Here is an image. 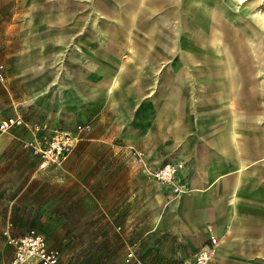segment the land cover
I'll return each instance as SVG.
<instances>
[{"label": "rangeland", "instance_id": "rangeland-1", "mask_svg": "<svg viewBox=\"0 0 264 264\" xmlns=\"http://www.w3.org/2000/svg\"><path fill=\"white\" fill-rule=\"evenodd\" d=\"M92 1L98 0H0V66L6 79L4 84L0 81V91L9 90L11 95L5 102L0 101V117L16 114L28 123L0 136L8 137L10 144L0 158L26 163L25 167H17L11 179H0V240L8 243L7 235L18 236L34 228L52 247L57 225H69L65 235L77 240L69 251L73 252L75 264H114L117 249L101 246L97 227L140 225L145 230L144 240L136 249H123L124 264L129 263V252L145 264H184V255L191 254V249L181 240L179 245L176 243L180 238L178 214L183 211L182 195L214 192L215 201L230 211L229 195L214 189L233 176L235 169L227 166L219 175L204 179L206 175L199 165L206 159V151L213 153L211 136H204L201 126H196V120L191 118L192 124L178 139L173 134L176 123L161 114V101L168 90L162 77L174 73L171 63L176 53L157 40V46L167 56H155L153 52L141 59L135 45L142 30L136 37L132 32L130 40L119 35L103 38L105 50L109 51H102L94 37L98 36L96 27L103 15L95 9L88 12L87 3ZM238 6L237 1L235 14L231 15L237 31H250L264 52V20L256 13L264 11V0H248L243 9ZM241 11L246 17L240 15ZM100 64L121 67L119 81L109 89L106 83L101 88L96 83L95 75L104 72L96 69ZM201 117V121L206 118ZM44 123L45 133L57 129L76 138L65 159L75 161L79 171L75 201L70 198L69 204L67 199L62 203L61 198L56 211L51 208L55 203L51 183L43 182L38 175L29 178L31 162L38 164L42 158L30 146H24L41 139L43 132L37 131L35 125ZM80 124H88L89 128L77 132ZM117 160L124 168L132 166L141 173L143 180L138 186L156 199V215L154 211H103L106 201L102 198L108 193L96 191L105 177L102 166ZM165 164L179 166L167 181L159 182L147 175V170ZM48 166L52 165L44 167ZM245 170L251 178L242 185L245 194L237 202L239 211H264V151L255 155L251 151ZM90 176L97 187L91 194L78 182ZM21 187L23 190L11 207L8 198ZM153 224L162 226L155 239L146 232ZM142 234L138 232L140 239ZM211 237L218 241L215 235L204 233L201 247L209 244ZM172 246L180 258L170 257Z\"/></svg>", "mask_w": 264, "mask_h": 264}, {"label": "crops", "instance_id": "crops-1", "mask_svg": "<svg viewBox=\"0 0 264 264\" xmlns=\"http://www.w3.org/2000/svg\"><path fill=\"white\" fill-rule=\"evenodd\" d=\"M237 1L240 4L238 7L243 9L248 0ZM237 1L98 0L87 3L88 12L95 9L103 15L96 27L98 36L94 37L102 51H109L105 50V44L101 41L103 38L119 35L130 40L132 32L136 37L138 31L142 30V37L135 45L141 59L153 52L155 56H167L157 46V40L162 42L164 48L176 53L171 63L174 73H165L162 77L168 90L164 91L161 101V114L176 123L173 134L178 139H182L187 126L192 124L191 118L196 120V126H201L200 132L204 136H211L213 153L206 151V159L199 165L206 175L204 179L219 175L227 166L235 169L233 176L222 180L219 187L214 189L229 195L230 211L215 201L214 192L182 195L183 211L178 214L180 238L176 243L179 245L181 240L191 249V254L184 255V264H191L192 254L202 246L204 233L215 235L219 241L210 264H264V211H239L240 207L237 206L239 197L245 194L242 185L251 178V173L245 170L251 151L254 155L264 151V52L253 41L256 37L250 31H237L236 20L231 16L235 14ZM241 13L242 17H246L245 12ZM256 13L264 20V11ZM105 67L102 64L96 66L97 70H104L95 75L96 83L100 88L107 84L109 89L119 81L121 67ZM1 91L0 101L5 102L7 97L10 98V92ZM202 115L206 116L204 121L200 120ZM8 141V137L0 139V157L8 150ZM119 161L107 162L102 166L105 177L98 189L91 176L83 182L80 179V187L89 194L95 189L100 194L108 193L102 198L106 201L103 202V211H154L156 215V199L138 186L143 180L141 173L133 170L132 166L124 168ZM25 164L0 158V179H11L16 175L17 167H25ZM76 164L71 158L60 166L46 168L41 167L40 162H31L33 170L29 178L38 175V178H44H40L43 182L51 183L55 193L52 196L55 199L52 211L60 208L61 198L62 203L67 199L69 204L70 198L72 202L75 201V180L79 173ZM184 171L186 173V169ZM196 182L199 184L198 178ZM22 190V187L13 190L15 194L8 198L11 207ZM61 211H64L63 208ZM68 227L57 225L52 235V247L61 253L60 264H75L76 260L73 252L69 251L77 245V240L65 235ZM161 227L153 224L146 232L155 239ZM97 228L101 246L117 249L114 264H124L123 249L138 248L145 236V230L140 225L116 228L100 225ZM138 232L143 233L141 239ZM7 244L0 240V264L11 258L12 247ZM179 254L173 248L170 257L180 258ZM139 260L145 264L142 259Z\"/></svg>", "mask_w": 264, "mask_h": 264}, {"label": "built area", "instance_id": "built-area-1", "mask_svg": "<svg viewBox=\"0 0 264 264\" xmlns=\"http://www.w3.org/2000/svg\"><path fill=\"white\" fill-rule=\"evenodd\" d=\"M5 76L0 66V81H4ZM15 126H28V123L20 116L7 117L0 119V136L7 133ZM77 132H81L89 128L88 124L77 125ZM37 131L43 132L40 140H34L24 143V146H30L34 153L40 155L42 160L40 166L60 165L72 151L75 136L68 132L52 129L50 134L45 133L47 125H35ZM178 165L165 164L156 169L147 170V175L152 179L165 182L170 179L178 170ZM7 234V232L5 233ZM8 237V243L12 247L11 258L5 264H28L37 262L39 264H60L61 254L58 249L49 247L46 239L39 231L34 228L28 229L18 236ZM210 243L200 247L192 254L191 264H210L213 255L216 252L218 241L210 238ZM128 264H143L137 259L132 252L127 253Z\"/></svg>", "mask_w": 264, "mask_h": 264}, {"label": "bare ground", "instance_id": "bare-ground-1", "mask_svg": "<svg viewBox=\"0 0 264 264\" xmlns=\"http://www.w3.org/2000/svg\"><path fill=\"white\" fill-rule=\"evenodd\" d=\"M239 77V76H238Z\"/></svg>", "mask_w": 264, "mask_h": 264}]
</instances>
